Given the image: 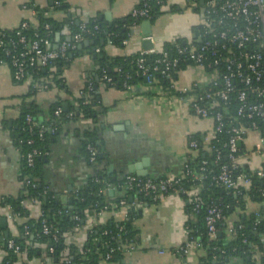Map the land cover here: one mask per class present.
<instances>
[{
    "label": "crops",
    "instance_id": "1",
    "mask_svg": "<svg viewBox=\"0 0 264 264\" xmlns=\"http://www.w3.org/2000/svg\"><path fill=\"white\" fill-rule=\"evenodd\" d=\"M64 9H54L51 0H0V30L17 29L22 23L38 28V17L53 21L58 28L52 39V49H57L61 38L67 36L68 21L76 23L97 20L108 28L122 24L130 15L138 0H62ZM200 16L185 8L183 0H169L160 8L159 15L153 21L143 20L129 30L128 39L120 46L105 44L108 57H129L141 53L146 48L161 49L165 43L185 41L192 37ZM149 23L145 26V23ZM151 36L153 41L143 44V37ZM82 40L68 53L69 64L59 77L60 83H54L52 73L55 66L42 69L45 78L39 79L41 89H31L26 82H15L12 69L7 64L0 65V203L4 197L18 198L22 192V157L17 141V122L22 105H32L40 121L50 117V109L60 103L64 112L76 107V100L83 94L86 86L98 78L92 42L82 45ZM81 45V47H79ZM72 55V58H69ZM51 73V74H50ZM208 74L196 66H189L173 79L177 88L186 87L192 82L206 84ZM96 82V81H95ZM97 101L101 112L98 118V153L102 155L99 165L112 182L121 181L125 176L134 175L129 171H138L137 166L147 170L148 178L162 179L180 176L184 165L197 154L189 142L192 136H200L202 154L208 151V143L213 137L212 121L195 117L185 103L172 95H157L146 84L135 86L133 93H127L119 87L104 86L96 82ZM159 84V83H157ZM47 86L46 89H42ZM66 109V110H65ZM85 121H69L60 129L56 139L48 147L43 159L44 183L61 196L66 195L68 186L73 189L86 184L92 168L83 151V131ZM259 138L258 133L247 131L241 143L242 149L237 164L252 171L264 165L263 157L254 152ZM125 192L114 188L106 193L109 208L96 214H87L83 227H75L66 234V244L81 249L86 241L88 230L112 220H125L129 207L115 208L113 201L124 196ZM138 212L135 228L139 243L136 250L126 252L124 264H198L203 253L195 248L185 257L175 250L187 242L185 223L186 202L175 194L160 198L156 203L133 200ZM21 207L25 217L14 214L10 207L0 206V237L5 232L17 237L18 227L26 220L40 217V202L25 198ZM261 213L262 236L264 245V197L259 202L246 199L244 210L236 209L226 218V225L238 222L240 218ZM1 220H4L3 224ZM2 225L4 227H2ZM29 245L31 241L27 242ZM41 250L42 245H34ZM164 251L159 255L158 251ZM41 255V254H40ZM3 253L0 252V259ZM258 257L259 255H255ZM24 264H55L44 253L30 260L20 257Z\"/></svg>",
    "mask_w": 264,
    "mask_h": 264
},
{
    "label": "trees",
    "instance_id": "2",
    "mask_svg": "<svg viewBox=\"0 0 264 264\" xmlns=\"http://www.w3.org/2000/svg\"><path fill=\"white\" fill-rule=\"evenodd\" d=\"M54 9L63 10L65 7L62 0H51ZM58 2L59 6L55 7V3ZM149 21H153L159 15L160 5L155 0L149 2ZM142 19H134L130 15L128 18L119 25L108 28L104 24H101L97 20H91L87 22L76 23L73 20L68 21L67 36L61 38L60 43L70 41L74 35H81L82 40H88L92 42L93 50L99 49V52L95 53V60L98 62V79L108 87H119L123 90V84L126 82L129 85L137 86L143 83L144 80L141 76L136 74L138 70L136 67L137 60L140 58V54L132 55L129 57H108L104 51L105 44L120 47L129 36V30L131 27L138 24ZM29 25V24H28ZM48 26V28H46ZM84 26L82 30L81 27ZM96 28V29H94ZM58 31L57 25L50 19H45L41 15L38 17V28L27 27L10 31L0 30V41L3 46L0 47V62L9 61L6 59L1 50L7 47L9 41L17 42L19 35L24 36L26 39L25 46L32 40L49 39L51 41L54 38L55 33ZM195 31V28L194 30ZM181 43V41H177ZM177 43V44H178ZM23 47L22 45H18ZM163 50L167 54L168 59L174 58V45L172 43H165ZM145 58V66H152L155 61L161 58L160 54H151L143 56ZM69 64L68 55L65 59L55 60L51 63V67L55 66L57 73H50L53 76L54 83L59 84V77L62 74L63 69ZM49 66V67H50ZM179 68L182 71L186 69L185 64H179ZM11 68V67H10ZM12 69V68H11ZM28 74L33 79V82L39 84V79L47 77L48 74H43L42 69H28ZM126 75L130 78L126 79ZM110 78V82L107 83L103 77ZM177 76L174 75L173 79ZM156 81L163 87H167L168 81L155 76ZM93 80L91 83V90L86 88L83 90V94L76 100V107L70 111L64 112L60 103H55L50 109V117L46 121H40L37 117V111L32 105L24 104L20 109V118L17 122V141L18 147L22 155L30 150V146L27 145L28 139L34 140V147H37L41 151V155L36 158L35 167L32 169L26 168L25 162L22 159V176L21 181L23 184L22 192L25 195L18 198L4 197L0 203V206H8L14 214L21 217L26 216V212L21 207V201L25 198L36 199L40 202L41 215L37 220L28 219L22 225L18 227V236H8L7 239L0 241V252L3 253L0 259V264H15L18 260L17 256L9 251L6 247L7 241L12 240L16 245L20 246L25 252V258L30 260L34 257H40L42 253L47 259L54 261L55 264H65L63 259H68L70 264H100V261L104 260L106 255H109V259L106 264H124V245L128 243H134L138 245L139 237L138 231L134 224L138 219V212L133 207V201H130V197L140 202L156 203L150 199H144L138 197L133 192L125 191L121 186V181L112 182L108 179L104 170L99 168L102 160L99 157V153L96 156L95 163H89L92 168V173L86 184L80 188L73 189L66 195L61 196L60 193L52 191L43 179V159L45 153L48 151V147L52 141H54L62 128V126L69 121H85L87 126L83 131V151H85L87 161L88 154L86 152V146L91 144L96 149L97 142L99 141V125L98 118L100 115L99 108L101 107L97 101L96 95V82ZM61 109L59 116H55V110ZM236 103L231 102L227 105V116L233 115L235 112ZM71 114V117H68ZM26 115H30L32 120L45 127L55 128L54 135H50L48 132L44 134V139L41 141L37 138L35 132L28 133L27 126L25 124ZM221 133H217L211 140L212 150L202 154L200 150V136H192L190 141L196 140L198 152L192 156L186 163L190 172V175L201 174L199 168L203 162L206 163L207 173L203 174L204 179L201 183L192 180V176H186L181 182L180 186L184 190H189L193 187L199 186V199L200 204L198 208H194V205L185 203L184 210L188 216V220L185 223L187 229L188 238L197 241L200 245L199 251L204 255L199 259L198 264H264V245L261 242L262 236V224L254 226V217L240 218V220L234 223L232 226V233L228 234L226 223H218L216 225V234L214 239H210L205 227V214L210 205H218L222 208V213L226 218L233 213L236 209L244 210L246 199H250L253 202H259L264 197V182L259 181L254 177H251L252 185L241 194H236L233 190H225L219 186H216L211 181V177L219 172V167L222 165L227 166L232 170V175L237 176L239 174L249 175L247 167L235 166L232 167L231 162L227 159V149L224 148V144L227 141L226 130ZM242 147H239L238 154H240ZM215 150L220 151L219 164L213 163ZM29 180L31 184H26ZM156 180V179H154ZM32 183L35 184L32 187ZM107 184L114 185L116 189H121L125 192V195L119 199L113 201L115 208L119 207L120 201H125L127 207V215L122 222H114L112 220L106 222L103 225L92 227L88 230L87 238L84 246L78 249L74 245L66 244V234L75 227H83L87 221V214H96L100 211L109 208V203L106 199V193H100V190L106 188ZM184 200L186 197L181 195ZM45 220L49 230V235L42 233L41 222ZM56 238V240L54 239ZM31 241L32 244L27 242ZM42 245L45 249L35 247L34 245ZM49 248H52L53 252L49 253ZM41 254V255H40ZM259 255L256 257L255 255Z\"/></svg>",
    "mask_w": 264,
    "mask_h": 264
},
{
    "label": "built area",
    "instance_id": "3",
    "mask_svg": "<svg viewBox=\"0 0 264 264\" xmlns=\"http://www.w3.org/2000/svg\"><path fill=\"white\" fill-rule=\"evenodd\" d=\"M150 1L152 0H138V5L132 9L130 16L137 20H148ZM155 1L162 8L169 0ZM183 5L200 16V21L195 27L192 37L181 41V43L172 42L175 52L172 59H168L163 46L159 50L153 47L144 49L139 53L136 74L143 78L148 89L155 94L172 95L178 101L185 103L195 117L210 119L212 121V139L227 126V141L224 148L227 149V159L233 168L238 165L239 143L243 142L247 131L258 133L259 138L253 150L262 156L264 161V0H203L202 3L200 0H183ZM57 6H59L58 2L55 3V7ZM28 26L30 27L24 22L19 27L23 30ZM81 29L83 30L84 26ZM17 35L20 36L17 42L9 41L7 47H4L1 52L9 61L14 81L17 83L26 82L31 89L37 90L41 89V85L33 82L27 70L48 69L55 60L65 59L76 44L82 41V36L77 34L73 36L72 43L70 41L62 42L57 49L53 50L49 39L32 40L25 46V37L20 33ZM142 40L143 42L153 41L152 37L148 35ZM2 46L3 43L0 41V47ZM95 51L99 52V49ZM157 53L161 55V58L157 59L152 66H145L143 56ZM182 63L186 65V68L196 66L206 71L209 79L207 83L192 82L186 87L177 88L173 76L182 72V68H179V64ZM2 64L8 63L1 61L0 65ZM155 76L168 81L167 87L157 84ZM129 78L130 76L126 75V79ZM103 79L107 83L111 81L105 76ZM46 88L47 86L42 87V89ZM134 88L135 86L126 82L123 84V91L127 93H133ZM87 89L91 90V83L88 84ZM232 101L236 103L235 112L233 115L227 116V105ZM60 113L61 109L57 108L54 114L59 116ZM71 116L69 114L68 117ZM25 124L28 133L35 132L41 141L46 132L50 135L55 133V128L36 123L30 115H26ZM210 142L208 151L212 150ZM34 143L33 139H28L27 145L30 146V150L21 156L26 168L29 169L35 167L36 158L41 155V151L34 147ZM197 146L196 140L189 142V147L192 150L197 149ZM86 152L89 163H95L98 155L97 149L88 144ZM214 152L213 163L220 165V151L215 150ZM199 171L201 173L199 175H190L188 166L185 164L180 176L154 180L128 175L121 180L120 186L125 191L133 192L138 197L150 199L152 202H157L166 195L175 194L183 202L186 201L194 205V208H198L200 204L199 186L184 190L180 186V182L190 175L192 180L201 183L204 179L203 174L207 173L205 162L201 164ZM251 177L264 182V165L249 171V175L239 174L237 176H233L232 170L222 165L219 167V172L211 177V181L214 185L225 190H233L238 195L251 187ZM26 184L31 183L27 180ZM34 186L35 184L32 183V187ZM114 188V185L107 184L106 188L100 190V193L104 194ZM181 195H184L186 200ZM119 206H126L125 201H120ZM253 217L254 226L262 224L260 212H255ZM225 221L226 216L223 215L222 208L218 205H210L207 208L204 222L210 239L215 238L216 225ZM41 225L42 233L49 235L50 230L45 220L41 222ZM232 229L231 225L227 226L228 234L232 233ZM188 233L186 229L187 242L175 250V253L181 257H185L192 248L200 249L197 241L188 238ZM54 239L56 240V238ZM6 247L17 256L18 260L15 264H24V262H20V257L25 252L20 246L9 240ZM137 247L138 245L131 242L124 245V254L136 250ZM52 252V248H49V253ZM158 254L163 255L164 251L160 250ZM108 259L109 255H106L100 264H106ZM63 261L65 264H70L68 259H63Z\"/></svg>",
    "mask_w": 264,
    "mask_h": 264
},
{
    "label": "water",
    "instance_id": "4",
    "mask_svg": "<svg viewBox=\"0 0 264 264\" xmlns=\"http://www.w3.org/2000/svg\"><path fill=\"white\" fill-rule=\"evenodd\" d=\"M202 1H203V0H200V3H202ZM144 25H145V26H148L149 23L147 22V23H145ZM143 44L148 45V43H147L146 41H144ZM82 45L87 46V45H88V41L83 42ZM79 47H81V45H79ZM145 49H146V48H145ZM69 58H72V55H69ZM65 110H66V109H65ZM97 145H98V144H97ZM239 146H241L240 143H239ZM99 157H100V159H102V155H99ZM137 169H138V171L133 172L132 169L129 168V171H131V173H134V175L137 176V177H139V178H148V172H147V170H145V169H143V168H140L139 166H137ZM71 191H72V187H71V186H68V188H67V192H71ZM1 222H2L3 224L5 223L4 220H1ZM2 227H4V226L2 225ZM7 238H8V232H5L4 235H3V237H0V241H2V240H4V239H7Z\"/></svg>",
    "mask_w": 264,
    "mask_h": 264
}]
</instances>
